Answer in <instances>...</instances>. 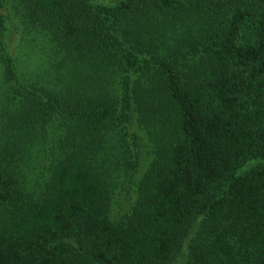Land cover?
<instances>
[{"label":"trees","instance_id":"16d2710c","mask_svg":"<svg viewBox=\"0 0 264 264\" xmlns=\"http://www.w3.org/2000/svg\"><path fill=\"white\" fill-rule=\"evenodd\" d=\"M0 264H264V0H0Z\"/></svg>","mask_w":264,"mask_h":264},{"label":"rangeland","instance_id":"374dc122","mask_svg":"<svg viewBox=\"0 0 264 264\" xmlns=\"http://www.w3.org/2000/svg\"><path fill=\"white\" fill-rule=\"evenodd\" d=\"M12 7H13L12 2H8L7 3L8 10L3 9L2 14L8 17L15 16ZM8 19L10 21L7 22V37L9 38V40H12L11 46L14 47L13 45L15 43V38L17 36V34L15 35L14 31L16 28H18V26H16L14 18L13 19L8 18ZM31 35H33V37L37 40V43L40 45L39 48L45 51V56H40V57L38 56L37 59H36L37 56H32L35 57L34 59H32V57H29V55L24 56V59H22V61H24L22 66V70L24 73L23 79L24 80L40 79V81H43L47 79L48 66L53 65L54 67L56 65L55 64L56 57L48 56L51 52L54 53V51H56L55 49L56 45L53 47V44L49 42L50 39L47 38L45 32L36 31ZM22 50L23 52L21 54L27 51L25 47H23ZM50 72H51V77H55L56 74L55 71L50 70ZM53 84L58 86L57 80L55 81L54 78H53ZM55 127L56 126H54V124H51L50 128L47 131V134L53 136V133L55 132ZM40 148H42L41 145ZM137 150L139 153L138 167L134 172L130 174H127L126 172L123 171V169L119 168L120 149L118 148V146L114 147L110 151L109 156L106 157L105 160L100 163L103 164L104 169L109 168L108 170H111L112 172V180L109 181V186L107 189L110 199L109 210H110V216L114 219L116 218L117 220L131 212V209L132 207H134L135 205L134 203L137 197L135 191V183L138 182V180L141 178V176L149 166L150 162L153 160L154 153L152 151V146L146 139L141 140L139 148ZM43 161H46V159H43Z\"/></svg>","mask_w":264,"mask_h":264}]
</instances>
